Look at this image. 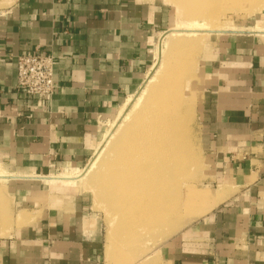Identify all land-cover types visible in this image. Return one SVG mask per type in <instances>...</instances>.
<instances>
[{"label": "crops", "instance_id": "0c3cea01", "mask_svg": "<svg viewBox=\"0 0 264 264\" xmlns=\"http://www.w3.org/2000/svg\"><path fill=\"white\" fill-rule=\"evenodd\" d=\"M166 19L155 1L13 0L0 8V160L24 211L0 240V264H100L96 215L74 185L50 178L90 158L99 119L143 80ZM249 27L225 33L201 59L200 149L218 188L162 264H264V35ZM26 53L54 59L48 101L16 90L15 59Z\"/></svg>", "mask_w": 264, "mask_h": 264}, {"label": "rangeland", "instance_id": "374dc122", "mask_svg": "<svg viewBox=\"0 0 264 264\" xmlns=\"http://www.w3.org/2000/svg\"><path fill=\"white\" fill-rule=\"evenodd\" d=\"M12 1L0 0V8L10 5ZM137 1L159 2L167 10L166 24L152 41L151 61L144 78L134 93L128 95L118 106L117 111L99 119L98 143L86 163L74 173L62 171L50 178L51 183L74 185L87 207L96 215L103 235L100 264H162V253L166 247L180 232L213 207V190L218 186L211 181L212 164L200 149L197 119L201 88L200 62L206 49L225 33L251 26L250 30L264 35V0ZM197 10H206L207 15L212 12L213 16L209 18L206 14L198 15ZM182 40L188 45L178 53L173 47L177 48ZM180 54L181 57L178 56ZM164 55L167 58L165 66L174 61L177 74L181 75L178 78L182 77V97L191 101L192 128L188 126L187 117H182V125L178 131L180 158L167 165L166 182L158 186L159 190L156 191L160 204L155 209L153 206L156 202L153 199L151 205L144 206V212L139 213L136 207L129 206L128 199L120 202L112 193H107L103 187L104 165L105 161L113 159L116 140L126 130L128 123H131L135 109L138 110L145 101L150 90L147 80L149 76H154V72L156 74L159 61ZM136 97L140 99L136 103L138 105L135 104ZM4 169V163L0 160V240L10 235L24 212L19 211L7 188V173Z\"/></svg>", "mask_w": 264, "mask_h": 264}, {"label": "bare ground", "instance_id": "6f19581e", "mask_svg": "<svg viewBox=\"0 0 264 264\" xmlns=\"http://www.w3.org/2000/svg\"><path fill=\"white\" fill-rule=\"evenodd\" d=\"M205 11L197 10V14L205 15ZM205 16L210 18L213 14L211 12ZM178 39L180 38L178 37ZM183 42V40L179 41L177 48H171L178 50L179 53L188 45ZM170 45L172 44L170 43ZM164 56L159 61L156 74L154 72L152 74L154 76H149L147 80V87L149 86L150 90L145 101L142 102L143 104L138 110L135 109L136 113H134L135 116L131 123H128L126 130L116 140L113 146V159L105 161L104 165L103 187L107 193H112L120 202L128 199L129 206L136 207L139 213L144 212V206L149 207L153 199L156 202L153 206L155 209L160 204L156 194V191L159 190L158 186L165 181V172L170 163L180 158L178 131L182 125V117H187L188 126L192 128L190 122L191 101L182 97L180 84L182 77L178 78L181 75L177 74L178 69H175L174 61L165 66L167 58L166 55ZM178 56L181 57V54ZM138 97H136L135 104L139 103L138 100L141 99ZM135 104L133 103L134 107ZM188 142L190 143V139Z\"/></svg>", "mask_w": 264, "mask_h": 264}, {"label": "built area", "instance_id": "2783aa9c", "mask_svg": "<svg viewBox=\"0 0 264 264\" xmlns=\"http://www.w3.org/2000/svg\"><path fill=\"white\" fill-rule=\"evenodd\" d=\"M16 90L40 101H48L55 90L54 59L51 55L26 53L16 56Z\"/></svg>", "mask_w": 264, "mask_h": 264}]
</instances>
